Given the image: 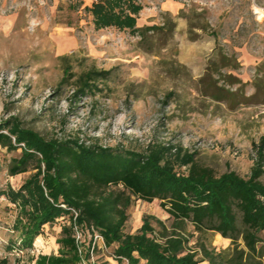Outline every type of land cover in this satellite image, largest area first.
I'll use <instances>...</instances> for the list:
<instances>
[{
    "label": "rangeland",
    "instance_id": "374dc122",
    "mask_svg": "<svg viewBox=\"0 0 264 264\" xmlns=\"http://www.w3.org/2000/svg\"><path fill=\"white\" fill-rule=\"evenodd\" d=\"M92 3L0 0V119L18 117L47 140L79 139L120 151L144 153L151 143L171 144L195 153L196 161L218 176L233 171L248 178L254 144L264 135V104L232 110L204 96L199 81L217 49L238 61L236 70L223 73L246 83L247 96L255 92L256 68L264 63V0H143L139 27L175 24L170 40L166 35L154 39L155 53L130 31H97L85 11ZM66 65L76 77L58 89ZM94 67L112 71L109 80L101 82L104 92L76 101L71 96L75 81ZM170 92L175 97L166 105ZM20 152L2 150L0 190L9 184L18 189L36 172L9 175L10 161ZM132 200L126 233H136L147 215L174 229L175 220L160 200ZM17 213L15 205L0 198V258H8L9 264H32L38 255L59 254L57 240L70 225L68 218L47 225L33 250L20 251L13 249L19 240L14 231ZM153 225L161 232L156 222ZM182 234L190 237V249H198L199 241L217 252L234 247L217 233L201 237L192 224ZM113 253L109 249L101 261L128 264Z\"/></svg>",
    "mask_w": 264,
    "mask_h": 264
},
{
    "label": "trees",
    "instance_id": "16d2710c",
    "mask_svg": "<svg viewBox=\"0 0 264 264\" xmlns=\"http://www.w3.org/2000/svg\"><path fill=\"white\" fill-rule=\"evenodd\" d=\"M144 8L143 0H93L85 11L92 15L97 31H130L139 36L143 48L155 53L154 39L166 35L170 40L175 24L139 27ZM237 68L236 57L216 49L215 60L199 81L200 92L232 110L264 104V63L256 68L255 92L250 96L245 92L247 84L238 76L223 73ZM72 69L64 67L58 89L75 79ZM111 75L112 71L91 68L75 81L71 96L79 101L103 93L101 82ZM174 95L170 92L164 104ZM4 149L7 153L21 150L10 161L11 177L36 171L18 189L9 184L0 190V198L18 211L14 231L19 240L13 249L33 250L47 225L61 218L71 222L57 240L59 254L38 255L32 264H82L83 260L108 264L101 261L105 252L99 249L92 262L90 237L96 233L104 237L108 251L114 250L117 261L128 264H264V135L254 144V165L248 178L233 171L218 176L198 163L195 153L171 144L151 143L139 153L86 145L79 139L47 140L14 116L0 119V155ZM132 197L148 203L160 200L175 220L174 229L147 215L136 233H126ZM188 224L201 237L217 233L231 240L233 249L217 252L204 241L197 243L198 249H190V237L182 234ZM75 227L85 238L83 257ZM0 264H9V259L0 258Z\"/></svg>",
    "mask_w": 264,
    "mask_h": 264
},
{
    "label": "built area",
    "instance_id": "2783aa9c",
    "mask_svg": "<svg viewBox=\"0 0 264 264\" xmlns=\"http://www.w3.org/2000/svg\"><path fill=\"white\" fill-rule=\"evenodd\" d=\"M75 214H76V216H78V214L76 212H75ZM75 239H76V243L79 247V253H80L81 257H83L82 245L85 242V238H84L82 231L78 227H75ZM90 239L92 241V247H91L90 254H91L92 262H94L95 261V250L99 249V250H102L103 252H106V251H108V248H107V245L105 243V239L101 234L96 233L94 236L90 237ZM82 264H88V263L83 260Z\"/></svg>",
    "mask_w": 264,
    "mask_h": 264
}]
</instances>
